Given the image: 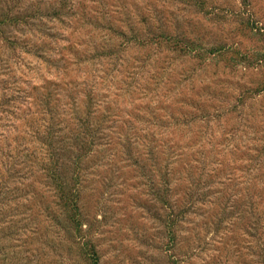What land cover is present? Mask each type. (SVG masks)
I'll return each mask as SVG.
<instances>
[{"label": "rangeland", "instance_id": "374dc122", "mask_svg": "<svg viewBox=\"0 0 264 264\" xmlns=\"http://www.w3.org/2000/svg\"><path fill=\"white\" fill-rule=\"evenodd\" d=\"M3 18L1 128L12 99L24 117L44 79L73 81L109 143L82 164L78 229L45 180L0 185V264H92L86 241L97 264H264V0H0ZM69 45L79 64L48 73Z\"/></svg>", "mask_w": 264, "mask_h": 264}, {"label": "trees", "instance_id": "16d2710c", "mask_svg": "<svg viewBox=\"0 0 264 264\" xmlns=\"http://www.w3.org/2000/svg\"><path fill=\"white\" fill-rule=\"evenodd\" d=\"M13 21L7 18L0 19L2 36V25ZM3 40L8 43L11 41L7 37H3ZM62 50L67 51V48ZM68 51L70 52L65 56L59 49L52 51L47 48L39 58L48 73L53 70L56 74L62 69L57 66L58 62L64 58L68 66L79 64L80 60L77 59V55L71 53V46L68 47ZM71 72L73 69L70 70ZM61 81L64 80H59ZM55 82L54 79H44L46 86L44 84L41 86L43 92L39 96L38 103H33L32 98L30 109L24 117L19 116V104H15V99L11 100L12 103L8 100L7 104L6 102L2 104L4 106L10 103L13 105L2 112L5 114L4 119L8 127L1 128L0 126V185H2L1 188L7 187L9 191L11 188L10 185L8 186L9 181L18 182L20 179L35 178L45 180L55 189L59 200L58 205L66 222L70 223L74 229H78L82 225V215L79 207L81 194L77 184L79 183L78 177L84 171L82 164L94 155L95 148L103 147L109 142L98 143V140H103V124L98 118V120L90 118L91 113L94 112L93 106L97 104L93 92L88 90L86 94L78 96V85L73 81H68L67 84H63L70 86L65 93L61 89L62 86L58 84L52 87ZM84 87L86 88L87 85L84 84ZM32 89L35 90V87ZM80 104H84L87 108L84 115L80 114ZM32 105L35 110L32 109ZM68 122L75 127L67 133ZM67 163L69 167L65 169V166H68ZM67 173L70 174L67 175ZM71 180H75L74 185L69 183ZM19 182L22 186L27 185L26 181ZM14 190H10L11 193ZM4 193L1 189L0 204ZM82 250L92 264L98 263L97 253L90 241L85 242Z\"/></svg>", "mask_w": 264, "mask_h": 264}]
</instances>
